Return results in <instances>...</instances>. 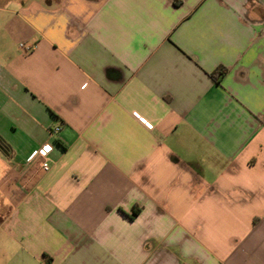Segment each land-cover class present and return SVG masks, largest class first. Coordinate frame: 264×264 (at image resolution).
I'll return each mask as SVG.
<instances>
[{"label": "crops", "instance_id": "1", "mask_svg": "<svg viewBox=\"0 0 264 264\" xmlns=\"http://www.w3.org/2000/svg\"><path fill=\"white\" fill-rule=\"evenodd\" d=\"M0 264H264V0H0Z\"/></svg>", "mask_w": 264, "mask_h": 264}, {"label": "built area", "instance_id": "2", "mask_svg": "<svg viewBox=\"0 0 264 264\" xmlns=\"http://www.w3.org/2000/svg\"><path fill=\"white\" fill-rule=\"evenodd\" d=\"M21 47L25 48L26 50H28V48H26L23 44L20 45ZM60 130L59 127H55L53 129V133H56ZM45 148H47L48 150L45 151ZM49 153H50V146L48 144H44L41 147H39L38 149L34 150L29 156L28 159H26V162L28 164L30 163H34V162H38L40 168L42 171L46 172L49 170L50 168V157H49Z\"/></svg>", "mask_w": 264, "mask_h": 264}, {"label": "trees", "instance_id": "3", "mask_svg": "<svg viewBox=\"0 0 264 264\" xmlns=\"http://www.w3.org/2000/svg\"><path fill=\"white\" fill-rule=\"evenodd\" d=\"M224 74H225L224 68H217L210 75L216 82H219V80L223 77ZM135 215H137V209L132 212V216H135Z\"/></svg>", "mask_w": 264, "mask_h": 264}, {"label": "snow or ice", "instance_id": "4", "mask_svg": "<svg viewBox=\"0 0 264 264\" xmlns=\"http://www.w3.org/2000/svg\"><path fill=\"white\" fill-rule=\"evenodd\" d=\"M151 125H149V127H150ZM48 149L47 148H45V151H47Z\"/></svg>", "mask_w": 264, "mask_h": 264}]
</instances>
